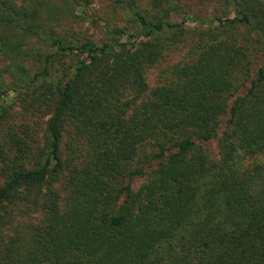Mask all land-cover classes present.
Here are the masks:
<instances>
[{
    "label": "trees",
    "instance_id": "16d2710c",
    "mask_svg": "<svg viewBox=\"0 0 264 264\" xmlns=\"http://www.w3.org/2000/svg\"><path fill=\"white\" fill-rule=\"evenodd\" d=\"M113 1L0 0V264H264V0Z\"/></svg>",
    "mask_w": 264,
    "mask_h": 264
},
{
    "label": "rangeland",
    "instance_id": "374dc122",
    "mask_svg": "<svg viewBox=\"0 0 264 264\" xmlns=\"http://www.w3.org/2000/svg\"><path fill=\"white\" fill-rule=\"evenodd\" d=\"M186 4L191 6L192 9L196 11L197 14L206 15L208 17L213 16V7L205 3L201 0H183ZM124 14L122 8L120 6H116L113 0H94L93 7L90 8L87 12L80 16L78 22L74 24V27L82 33L89 35L90 37L96 39L97 41L102 40L105 38L106 32V24H109L110 27L121 25L125 22ZM182 52H175L173 53L166 61L162 64L157 65L156 67L152 68L149 75V83L150 86H155L161 79L164 77L163 71L167 68L168 64H172L177 62L182 58ZM258 65L255 64L253 68V76H255L257 71ZM248 89V85L243 87L240 90V94L246 92ZM228 120V116L222 118V124L220 133L224 130L226 126V122ZM44 122V121H43ZM207 149L210 151L211 155L215 158L219 156V146H218V138L206 142L204 144ZM264 159L263 155L257 156H245L243 157L240 167L242 169L248 168L253 163L262 161ZM145 164V170L149 172L151 167ZM145 176H137L133 179L132 183L135 189H138L141 184L143 183Z\"/></svg>",
    "mask_w": 264,
    "mask_h": 264
}]
</instances>
